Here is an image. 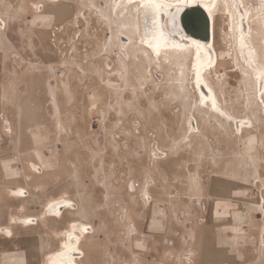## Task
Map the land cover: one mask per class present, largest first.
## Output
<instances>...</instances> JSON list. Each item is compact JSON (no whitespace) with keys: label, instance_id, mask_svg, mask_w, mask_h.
Segmentation results:
<instances>
[{"label":"rangeland","instance_id":"374dc122","mask_svg":"<svg viewBox=\"0 0 264 264\" xmlns=\"http://www.w3.org/2000/svg\"><path fill=\"white\" fill-rule=\"evenodd\" d=\"M243 12L238 10L241 19ZM182 13L181 27L199 26L197 10ZM104 25L107 21L83 0H0V180L41 185L31 195L35 208L43 210L45 229L58 241L55 249L67 240L73 220L95 228L84 236L88 258L82 264H264V155L252 147L264 138L249 134L244 149L214 155L223 164L235 157L245 161L232 175L217 172L208 154L199 157V166L191 165L194 152L185 143L179 145L177 166L163 163L173 154H165L162 143L180 136L183 118L153 98L152 89L165 85L161 71L154 72V82L149 75L134 76L137 88L130 85L120 99L123 64L117 51L106 49L111 34ZM215 27L222 95L240 110L250 105L252 86L264 126V75L240 47L239 29L238 46L228 43L222 9ZM234 57L249 70V80L233 70ZM192 118L188 115L186 124ZM212 127L222 136L221 145L232 146L234 134ZM200 141L194 137L195 147ZM40 193L44 207L37 203ZM61 199L88 212L74 218L65 210L57 218L47 209ZM139 220L143 226L149 221L148 235Z\"/></svg>","mask_w":264,"mask_h":264},{"label":"bare ground","instance_id":"6f19581e","mask_svg":"<svg viewBox=\"0 0 264 264\" xmlns=\"http://www.w3.org/2000/svg\"><path fill=\"white\" fill-rule=\"evenodd\" d=\"M48 1L54 3L59 0ZM83 1L94 7L96 14L107 21V25H104L105 31H110L111 37L106 49L112 48L117 51L123 64L118 73L121 79L120 86L125 85V88L118 94L120 99L129 93L127 87L130 85H135L137 88L134 76L145 78L149 75L150 81L154 82L156 80L154 72L161 71L162 79H165L163 82L165 85L162 89L159 87L158 91L152 89L148 83L149 88L152 89L153 98H161L166 107L172 106L173 110L179 113L180 119L183 118V122L181 139L180 136L176 137L174 134L169 137L167 145L162 143V147L166 150L165 154H173L172 158L163 163L167 164L170 161L177 166V157L180 155L179 145L185 143L194 152L191 165L199 166L202 162L199 157L208 154L212 157L209 162L212 165L215 164V169L217 172L220 170L221 174L232 175L233 172H240L244 169L245 161L240 158L235 157L223 164V160L214 155L221 154L225 150L233 151L240 146L244 149L247 145L242 140L249 134L256 133L258 137L264 138V126L260 125L263 114L258 110L259 106L258 102H255L257 99L252 86H250V93L251 89L253 93L251 103L240 110H234L231 102L222 95L216 78L218 54L215 46V19L222 9L227 20L228 43L238 46L236 35L239 29L242 34L239 38L240 47L249 57L254 58L256 68L264 75V0H260L256 6L250 4V0H214L212 5H207L208 0H203L204 7L211 17L212 42L210 45L214 59L213 55L210 58L203 42L185 35L180 25L179 18L183 15L182 12L195 10L182 11L181 6L193 5L194 0ZM169 3L177 7L171 8ZM238 10L245 12V19H241ZM234 58L233 70L249 80L251 75L249 70L240 65L237 57ZM134 93H138L137 89ZM262 95L264 96V91ZM139 101L141 103L144 100L140 98ZM239 113L247 117H239L241 116ZM188 115H192L193 120L186 124ZM180 122L181 120L178 124ZM210 126L224 135L233 137L232 134H234V141H231L232 146L221 145L222 136L214 132ZM194 137L201 140L199 147H195ZM252 147L254 152L264 155V143L261 145L254 143ZM226 170L230 172H225ZM257 181L256 185H258ZM19 191L25 193L23 189ZM47 210L57 218H62L65 210L71 211L74 218H78L80 211H84V214L88 212V209L78 206L71 199L53 201ZM22 222L37 223L34 218H24ZM72 222V228L66 233L67 240H63L61 246L50 253V256L48 255L46 264H82L87 261L88 255L83 239L86 234L94 233L95 228L85 223H75L74 220ZM8 234L11 235V231H8ZM261 239V246H263L264 226Z\"/></svg>","mask_w":264,"mask_h":264},{"label":"crops","instance_id":"0c3cea01","mask_svg":"<svg viewBox=\"0 0 264 264\" xmlns=\"http://www.w3.org/2000/svg\"><path fill=\"white\" fill-rule=\"evenodd\" d=\"M35 188L42 190L41 185L29 184L23 180L13 182L5 178L0 180V264H20L21 262L31 264L35 260H38L40 264L41 260L44 262L46 252L55 249L58 245L56 237L54 238V235L45 229L47 220L41 217L42 208L36 209L33 204L36 199L31 194L34 193ZM20 189L28 190L30 195L27 197L18 195L21 194ZM37 203L39 207H44L46 197L42 193L38 196ZM155 210V207L151 209L152 212ZM30 216L37 219L38 225L22 222L24 218ZM138 222L142 232L148 235L145 229L149 227V221L144 226L141 220ZM6 229L12 232V237H9ZM19 243H21L20 246ZM141 251L142 249L136 250V252ZM167 251L168 249H163L162 253Z\"/></svg>","mask_w":264,"mask_h":264},{"label":"water","instance_id":"95a60500","mask_svg":"<svg viewBox=\"0 0 264 264\" xmlns=\"http://www.w3.org/2000/svg\"><path fill=\"white\" fill-rule=\"evenodd\" d=\"M214 2V0H208L206 1L207 5H212ZM169 7H177L176 5H173L172 3H169ZM185 6V7H184ZM182 11H188L191 9H195L199 12L200 14V24L198 27L195 28H191V27H186L182 24V29L184 30V34L189 36V37H193L197 40H200L203 42L206 50L208 51V54L213 55V59H214V53L213 50L211 48V42H212V23H211V17L206 9V7H204V1L203 0H194V4L193 5H183L181 6Z\"/></svg>","mask_w":264,"mask_h":264},{"label":"flooded vegetation","instance_id":"af4514ba","mask_svg":"<svg viewBox=\"0 0 264 264\" xmlns=\"http://www.w3.org/2000/svg\"><path fill=\"white\" fill-rule=\"evenodd\" d=\"M26 181V180H25ZM148 184H150V182L148 183ZM145 187H147V185H145ZM129 188H130V190H135L136 189V186H135V183H133V182H129ZM25 190V193L27 194H25L24 196L25 197H27V196H29L30 194H29V191L28 190H26V189H24ZM143 199H145L146 201H153L152 200V196L151 195H146V194H144L143 193ZM132 228H133V231H132V234H134V233H136V229H135V227L134 226H132ZM230 250V249H229ZM229 250H227V251H229ZM188 258V257H187Z\"/></svg>","mask_w":264,"mask_h":264},{"label":"built area","instance_id":"2783aa9c","mask_svg":"<svg viewBox=\"0 0 264 264\" xmlns=\"http://www.w3.org/2000/svg\"><path fill=\"white\" fill-rule=\"evenodd\" d=\"M23 193V192H22Z\"/></svg>","mask_w":264,"mask_h":264}]
</instances>
